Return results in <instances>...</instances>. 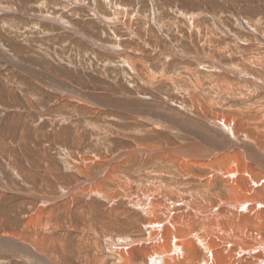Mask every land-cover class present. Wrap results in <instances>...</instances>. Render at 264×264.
<instances>
[{
	"label": "rangeland",
	"instance_id": "1",
	"mask_svg": "<svg viewBox=\"0 0 264 264\" xmlns=\"http://www.w3.org/2000/svg\"><path fill=\"white\" fill-rule=\"evenodd\" d=\"M168 53L172 56L165 58ZM188 54L251 67L249 74L264 76V0H0V239L17 240L50 263L60 258L65 264H91L90 252L81 257V248L77 256L65 248L75 251L79 238L101 243L105 234L114 235L110 228L103 234L97 221L83 232L90 224L86 216L100 220L109 205L82 193L68 204L60 194L139 136L133 135L134 120L96 112L84 97L127 94L186 106L178 89L184 69L199 67L198 77L211 79V86L224 83L216 70L202 68ZM130 60L134 71L126 67ZM17 63L29 68L23 72ZM148 69L158 81L148 82ZM164 74L172 81H163ZM231 77L225 83L232 84ZM160 140L149 135L141 143ZM80 157L91 161L85 175L77 171ZM144 170L131 168L126 175L145 187L156 177H144ZM57 237L63 250L52 243ZM15 255L0 253V264H45Z\"/></svg>",
	"mask_w": 264,
	"mask_h": 264
},
{
	"label": "bare ground",
	"instance_id": "2",
	"mask_svg": "<svg viewBox=\"0 0 264 264\" xmlns=\"http://www.w3.org/2000/svg\"><path fill=\"white\" fill-rule=\"evenodd\" d=\"M170 53L164 57H171ZM185 57L204 69L216 70L224 83L211 86V79H205V83L198 77L199 67H190L180 76L178 85L183 87L177 86L186 106L165 105V100L146 97L129 99L127 94L84 97L86 102L91 101L89 105L97 106L93 108L96 112H111L118 121L134 120L133 135L139 137H134L129 149L107 158L93 174H84V169L92 166L88 158L76 160L77 171L86 178L60 197L69 198L68 204L80 193L86 200L98 196L106 201L110 209L103 210L100 220L86 216L90 224L82 231L87 232V227L91 230V224L97 221L103 234L110 228L114 235L105 234L101 243L79 238L75 251L65 248L70 254L77 256L79 248L81 257L83 252H90L91 264H264V76L249 74L251 67L227 66L206 55ZM135 64L130 60L126 67L132 70ZM14 67L23 72L29 68L18 63ZM150 72L145 71L148 82L158 81ZM229 76L235 79L232 84L225 83ZM170 78L163 75V81H172ZM149 135L163 142L143 145L141 140ZM131 168L136 172L146 169L143 176H155L156 180L145 187L136 185L126 175ZM59 239L52 243L63 250ZM44 240V236L39 239ZM54 250L53 257L57 255ZM0 253H18L15 256L30 260L35 256L45 264H65L60 258L50 263L14 239L1 238Z\"/></svg>",
	"mask_w": 264,
	"mask_h": 264
}]
</instances>
